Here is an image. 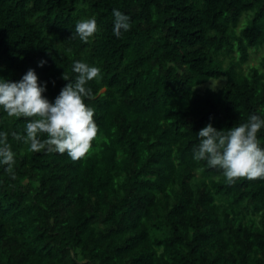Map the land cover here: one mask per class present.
<instances>
[{"label": "trees", "instance_id": "trees-1", "mask_svg": "<svg viewBox=\"0 0 264 264\" xmlns=\"http://www.w3.org/2000/svg\"><path fill=\"white\" fill-rule=\"evenodd\" d=\"M113 8L131 19L120 37ZM92 16L85 43L75 24ZM76 60L101 70L83 157L30 151L12 135L29 118L0 112L15 153L0 165V264H264V177L229 183L193 159L208 123L264 109V0H0V77L34 69L54 100Z\"/></svg>", "mask_w": 264, "mask_h": 264}, {"label": "clouds", "instance_id": "clouds-1", "mask_svg": "<svg viewBox=\"0 0 264 264\" xmlns=\"http://www.w3.org/2000/svg\"><path fill=\"white\" fill-rule=\"evenodd\" d=\"M113 35L120 37L131 28L130 17L117 8L112 10ZM98 31L95 16L82 18L75 24L74 35L87 43ZM45 61L40 62L43 67ZM75 78L64 72L68 83L61 88L54 100H50L47 82L40 81L36 71L29 69L20 80L0 77V112L8 117L29 118L24 125V135L13 132L22 139L32 152L47 150L67 155L77 160L88 153L91 141L97 136L98 126L94 120L95 109L85 103L92 94L88 83L101 75V70L83 60L72 65ZM264 109L249 114L244 122L231 128L217 129L212 123L198 131L199 143L193 148V159L206 161L211 168L222 171L227 182L238 178L264 177V145L258 134L264 130ZM8 133L0 131V165L11 170L15 153L8 143Z\"/></svg>", "mask_w": 264, "mask_h": 264}, {"label": "rangeland", "instance_id": "rangeland-1", "mask_svg": "<svg viewBox=\"0 0 264 264\" xmlns=\"http://www.w3.org/2000/svg\"><path fill=\"white\" fill-rule=\"evenodd\" d=\"M226 79L224 77L220 78V79H212L211 81H209L208 83L201 85L200 89H206L208 87H212V88H220L225 84Z\"/></svg>", "mask_w": 264, "mask_h": 264}]
</instances>
